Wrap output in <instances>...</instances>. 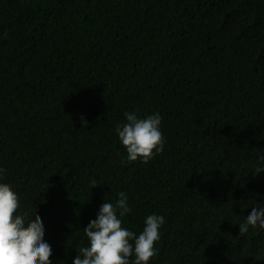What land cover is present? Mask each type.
<instances>
[{
  "label": "trees",
  "instance_id": "trees-1",
  "mask_svg": "<svg viewBox=\"0 0 264 264\" xmlns=\"http://www.w3.org/2000/svg\"><path fill=\"white\" fill-rule=\"evenodd\" d=\"M133 109L162 117L148 163L115 132ZM258 155L264 0H0L2 181L41 218L53 264H72L121 191L123 227L165 217L149 264H264V231L237 224L264 203Z\"/></svg>",
  "mask_w": 264,
  "mask_h": 264
},
{
  "label": "clouds",
  "instance_id": "clouds-1",
  "mask_svg": "<svg viewBox=\"0 0 264 264\" xmlns=\"http://www.w3.org/2000/svg\"><path fill=\"white\" fill-rule=\"evenodd\" d=\"M123 117L125 122L117 123L115 132L125 149L127 162L148 163L163 151L165 138L159 112L141 117L135 109L125 110ZM4 172L0 168V264H53L41 218L35 214L29 219L27 212L18 211L19 197L9 183L2 181ZM253 172H264V155L256 157ZM90 183L92 188L98 185L96 180ZM117 195L115 203L104 200L95 219L83 228L87 246L79 248L72 264H149L150 258L157 254L154 245L161 238L165 217L147 214L142 231L137 234L122 226V218L131 208L123 191ZM237 224L242 236L250 229L264 231V203H254L247 217Z\"/></svg>",
  "mask_w": 264,
  "mask_h": 264
}]
</instances>
